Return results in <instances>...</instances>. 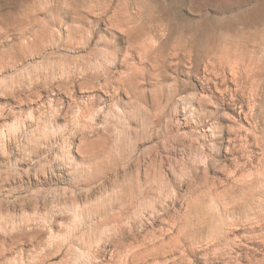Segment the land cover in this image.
Listing matches in <instances>:
<instances>
[{
	"label": "clouds",
	"instance_id": "obj_1",
	"mask_svg": "<svg viewBox=\"0 0 264 264\" xmlns=\"http://www.w3.org/2000/svg\"><path fill=\"white\" fill-rule=\"evenodd\" d=\"M0 264H264V0H0Z\"/></svg>",
	"mask_w": 264,
	"mask_h": 264
}]
</instances>
